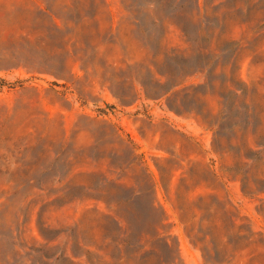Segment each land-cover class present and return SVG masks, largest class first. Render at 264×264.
Instances as JSON below:
<instances>
[{
    "label": "rangeland",
    "instance_id": "obj_1",
    "mask_svg": "<svg viewBox=\"0 0 264 264\" xmlns=\"http://www.w3.org/2000/svg\"><path fill=\"white\" fill-rule=\"evenodd\" d=\"M0 81V264H264V0H0Z\"/></svg>",
    "mask_w": 264,
    "mask_h": 264
},
{
    "label": "trees",
    "instance_id": "obj_2",
    "mask_svg": "<svg viewBox=\"0 0 264 264\" xmlns=\"http://www.w3.org/2000/svg\"><path fill=\"white\" fill-rule=\"evenodd\" d=\"M2 86L4 83L0 81V88ZM153 188L154 184L151 185V190ZM132 201V199L117 200L115 204L131 205ZM160 210L161 207L155 199L149 202L148 211L152 221L130 234L127 240L122 241V246L131 249L134 260H143V263L137 262L136 264H176L178 260L174 253L171 236L164 230L165 225H162L163 221L157 215ZM84 256H86L87 264H97L89 252L85 251Z\"/></svg>",
    "mask_w": 264,
    "mask_h": 264
}]
</instances>
